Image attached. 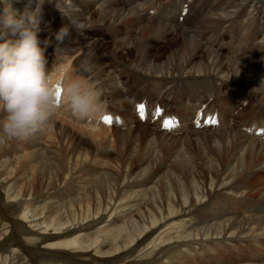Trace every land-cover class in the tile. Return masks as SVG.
I'll list each match as a JSON object with an SVG mask.
<instances>
[{"label":"bare ground","instance_id":"1","mask_svg":"<svg viewBox=\"0 0 264 264\" xmlns=\"http://www.w3.org/2000/svg\"><path fill=\"white\" fill-rule=\"evenodd\" d=\"M6 6L20 15L36 0H0V13ZM41 8L50 79L92 85L97 110L84 130L110 138L98 156L111 166L118 159L111 140L121 141L119 155L144 140L148 155L138 164L146 163L140 172L148 176L138 180L144 188L91 213L80 196L48 190L29 196L22 192L24 174L0 173V264H264L257 262L264 255V0H43ZM62 27L66 35L57 42ZM102 101L126 102L127 110ZM141 102L144 123L135 110ZM105 113L130 128L103 125ZM214 113L215 126L205 121ZM62 116L47 124L72 139L79 156L83 134L74 138V124L87 119ZM163 117L173 118L170 130L161 128ZM137 123L142 127L133 130ZM94 155L91 164L102 165ZM128 180L123 185L133 186Z\"/></svg>","mask_w":264,"mask_h":264},{"label":"rangeland","instance_id":"2","mask_svg":"<svg viewBox=\"0 0 264 264\" xmlns=\"http://www.w3.org/2000/svg\"><path fill=\"white\" fill-rule=\"evenodd\" d=\"M180 21H181V19H180ZM47 65L49 66L50 63H47ZM52 72H54V71H52ZM81 81L83 82L84 86L87 89H89L92 86V85H88L87 84L86 79H82ZM102 103H105V104H108V105L112 104V106L118 108L119 110H121L123 112H125L127 110L126 102L123 103V102H120V101L119 102L115 101L114 103L110 102V104H109V102H105V101L103 102L102 101ZM169 106L177 109V106L175 107L174 104H170ZM67 111L70 113V111H69V109L67 107H65L64 109H60V111H58V112L56 111L53 114L54 115L53 123L54 124H58L59 123L58 120L62 119V117H63L62 115H64V112H65V114L68 113ZM131 111H132V109H131ZM61 112H62V114H61ZM71 117H73V116H71ZM88 120L89 119H87V121L84 122L83 126L79 125V124L78 125L74 124L75 128L79 129L78 130L79 132H77L78 134H76L75 135L76 137H74V138H77V136L79 137V134L80 135L83 134L81 137H82V141L84 143L82 145H80V148L79 147L76 148L80 152L79 156L77 154H75L76 152L71 150V149H73V147L75 148L74 141L72 139L70 140L66 136L62 137V135H59V133H58L59 131H58V129H56V130L54 129V127H53L54 124L53 123L52 124H47V128H46L45 131L38 130V131L35 132L36 134L34 133V135H36V136H34L32 134L30 136L31 138L29 137V139L27 138L24 141L23 140H21V141L13 140V139H10V138L5 136V140L3 142H0V151L2 152V153L0 152V158H1L0 162L3 163V165L0 166V173H2L3 175H8V174H10V171H11L13 174L16 173V176H20V174H22V175L24 174L23 176H26V177H24V179H22L21 183H23V181H25V182L28 183V185L25 182L22 184V186H24L22 192L23 191L24 192L28 191L30 193L29 196H34V195L39 194L41 192H48V191L51 193V195L54 194V192L55 193L56 192H64L65 193V191H68V192H70L68 197H67L68 199L71 198V197H75V196L79 197L80 196L79 200L82 202V204L83 205H87L88 204L89 210L93 209V211H94V209L96 207H100V209L103 210L105 205L109 204L110 202L116 201L118 199H123L122 196L123 197L125 196L127 198L128 197L127 195L131 192L130 190L144 188L145 186L138 185L139 182H141V181H138V180L139 179H144L145 177L148 176L146 171L143 172V173L140 172L141 168L145 170V168L143 166L146 167V165H145L146 163L138 164V162L140 160H142V159H145L144 157H146V155H148V153L145 150V141L143 140L139 144H136L135 141L134 142L131 141L127 145V147L124 150L123 154L119 155L118 149L121 148V141L118 140V139L111 140V141H113L112 143H113L114 149H115L112 153H114V155H117L118 159H117V161L115 163H111L112 164L111 166H108L107 165V161L108 160L106 161V160H104L103 157L98 156V152H99V150H101V148L105 147V146H103L105 144L104 141L110 142V138H109V140H108V138H107V140L106 139L105 140L98 139V138H95L94 136H92L91 133L85 131L84 130L85 126L87 127V130L88 129L91 130L90 128H92V127H89V126H91V123H89ZM142 123H144V122H142ZM118 127L121 128L120 131H122V132L123 131L126 132V129L130 128V126H127L126 128L122 127L120 124H118ZM138 127H142L141 124L137 123V125H132L131 128L133 130H136V128H138ZM94 129H97V128H94ZM109 131H111V130H109ZM38 132H39V134H37ZM41 132L42 133L44 132V133L41 134ZM37 135H39V136H37ZM40 135H42V136H40ZM182 135H184V133ZM35 137H38L39 140H41L43 142H41V143L34 142L36 140ZM30 139H34V141L32 142V140H30ZM64 139H65V141H64ZM62 140L67 145V147H66L65 144H64L65 146L63 145V142H60ZM31 142H32V144H31ZM68 142H69V144H68ZM19 143H20V145L16 146ZM24 143H25V145H24ZM68 145H69V147H68ZM6 146H7V148H3V147H6ZM11 147H15L16 151H14V153H12V154L11 153L10 154L9 153H5V151H7ZM65 147L69 148V149H66ZM63 148H65L66 151L65 150L63 151ZM34 151H35V153L38 152L40 154L37 153V155H36L34 153ZM31 152H33V153H31ZM13 154L15 155V157H14ZM25 154H26V158L23 157ZM59 154L61 155L60 156L61 159H59ZM73 154H74V156H73ZM93 154H95V155L97 154L96 156L95 155L94 156L101 159V162H103L102 165H98L97 166V164H93V163L91 164L89 159H90V157ZM11 155H13V157L15 159ZM64 155L67 156V158H65ZM83 155L85 157H83ZM31 156L32 157L35 156V157L32 158ZM71 156H73V157H71ZM81 156H82V158H81ZM86 157H87V159L89 161L87 163L84 161L86 159ZM29 158H30V161H29ZM20 159L21 160L23 159V160L20 161ZM25 159H27L28 161H26ZM34 159H35V162H34ZM19 161L22 162V163H19ZM16 163H17V165H16ZM60 163H62V164H60ZM28 164L29 165L31 164V165L29 166ZM18 166H19V168H18ZM7 168H9L10 170L7 169ZM20 168H22V171L20 170ZM30 168L33 169V170H31ZM24 169H25V171H24ZM167 169L169 170L168 167H167ZM167 169L166 168L165 169H161V171H159L153 177V180H155V178L158 177V176H162L163 172H165ZM8 170H9V172H8ZM60 170H61V172H60ZM125 170H126V172H125ZM32 171H34V172L32 173ZM13 174H12V177L14 178L15 174L14 175ZM143 174H144V176L141 177V175H143ZM136 175H137V177L135 178ZM102 178H103V180H102ZM124 179L125 180L129 179L128 181L130 183H132L131 185H133V186H128V187L124 186L123 185V180ZM111 181L112 182L114 181V182L112 183ZM111 183H112V185H111ZM134 183H135V185H134ZM33 184H35V185H33ZM107 184H110V185H107ZM90 186L93 187V189ZM32 187H34V188H32ZM43 187H44V189H43ZM50 188L52 190H50ZM100 189L102 190L101 192H100ZM174 189L173 190L177 192L178 188H174ZM163 190H164L163 187H160L158 189V191H159L158 194L160 196L164 194ZM145 197H147V196H145ZM64 199L63 200H59V202H63ZM79 200L75 199L74 201L75 202H80ZM93 200H95V201H93ZM105 202H107V203H105ZM91 205L92 206L95 205L94 208ZM71 208H74V210L77 209L75 211L76 214L80 213L77 205L74 204V205L71 206ZM81 209H83V207H81ZM93 211L91 210L89 212L93 213ZM1 217H0V220L1 219L4 220V218H1ZM30 219H32V218H30ZM194 256H198V255H194ZM260 256H261V254H260ZM252 259H255V256H252V258L249 261H251ZM263 259H264V255L262 257H260V259L257 260V262L261 263V262L264 261ZM188 263L191 264L192 261L191 262L188 261ZM234 264H237V263H234Z\"/></svg>","mask_w":264,"mask_h":264},{"label":"clouds","instance_id":"3","mask_svg":"<svg viewBox=\"0 0 264 264\" xmlns=\"http://www.w3.org/2000/svg\"><path fill=\"white\" fill-rule=\"evenodd\" d=\"M41 5L43 0H36L34 9L20 15L7 6L0 13V134L17 141L42 129L62 106L80 120L97 110L94 93L80 79L62 84V95L50 79L45 56L50 43L39 37ZM64 35L62 27L56 41Z\"/></svg>","mask_w":264,"mask_h":264},{"label":"snow or ice","instance_id":"4","mask_svg":"<svg viewBox=\"0 0 264 264\" xmlns=\"http://www.w3.org/2000/svg\"><path fill=\"white\" fill-rule=\"evenodd\" d=\"M140 107H141V109H143V105H141ZM105 121H106V122H109V121H110V118H109V117H105ZM166 126H167V125H166Z\"/></svg>","mask_w":264,"mask_h":264}]
</instances>
